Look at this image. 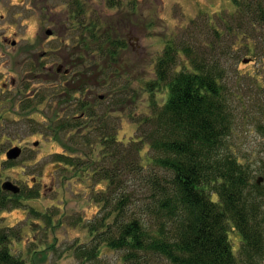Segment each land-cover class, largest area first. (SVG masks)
Here are the masks:
<instances>
[{
	"label": "rangeland",
	"instance_id": "rangeland-1",
	"mask_svg": "<svg viewBox=\"0 0 264 264\" xmlns=\"http://www.w3.org/2000/svg\"><path fill=\"white\" fill-rule=\"evenodd\" d=\"M69 1L0 0V187L11 180L21 188L17 198L6 191L0 227L18 232L11 248L25 264H127L123 250L111 248L90 230L104 216L101 230L113 220L98 201L107 181L96 184L85 164L76 169L58 161L62 152L82 154L75 134L87 127L64 129L59 123L79 115L80 110L71 111L85 98L99 112L109 108L119 116L108 119L116 121L119 139L130 140L137 133L135 118L151 113L152 96L165 99L161 87L149 84L158 79L157 63L172 42L180 50L178 69L191 67V55L225 68L224 80L240 110L229 143L264 184V54L246 46L244 33L242 39L235 34L233 0H136L134 8L128 0L116 8L105 0H81L87 23L100 13L96 41L69 19ZM107 32L127 41L116 60L96 50ZM262 33L257 29L254 35ZM186 46L194 49L192 54L182 50ZM247 58L251 60L245 62ZM59 64L71 73L59 75ZM38 92L45 97H37ZM16 145L22 147L21 155L8 159L7 151ZM100 147L95 142L94 158ZM230 237L237 252L241 234L234 228ZM94 246L96 257H88Z\"/></svg>",
	"mask_w": 264,
	"mask_h": 264
},
{
	"label": "trees",
	"instance_id": "trees-1",
	"mask_svg": "<svg viewBox=\"0 0 264 264\" xmlns=\"http://www.w3.org/2000/svg\"><path fill=\"white\" fill-rule=\"evenodd\" d=\"M105 2L109 8L126 3ZM128 2L136 7V0ZM233 2L235 34L242 39L244 33L246 46L264 54V33L254 35L257 29L264 30V0ZM69 9L96 41L100 13L87 23L81 0H70ZM219 15L225 21L224 14ZM97 46L103 57L116 60L127 41L107 32ZM182 50L190 55L194 49ZM179 51L168 42L157 63L158 79L149 84L151 89L155 84L161 87L165 99L160 102L152 96L151 113L135 118L137 133L130 140L119 139L116 121L108 119L119 116L109 108L99 112L96 104L81 98L71 111L80 114L59 126L87 127V132L75 134L83 155L62 152L58 161L67 168L81 169L85 164L96 184L107 181L98 201L104 202L113 220L101 230L104 216L90 230L111 248L123 250L127 264L163 259L171 264H264V184L254 179L251 163L240 160L229 143L240 110L224 80L225 68L191 55V67L178 69ZM95 142L101 147L94 158ZM6 191L0 187V209L9 199ZM19 195L21 191L13 194ZM233 227L242 237L237 252L230 237ZM17 235L11 227H0V264H25L12 252ZM95 247L88 257H96Z\"/></svg>",
	"mask_w": 264,
	"mask_h": 264
},
{
	"label": "water",
	"instance_id": "water-1",
	"mask_svg": "<svg viewBox=\"0 0 264 264\" xmlns=\"http://www.w3.org/2000/svg\"><path fill=\"white\" fill-rule=\"evenodd\" d=\"M250 60H251L250 58H247L245 60V62H248ZM57 70L58 71H62L63 70V65L62 64L58 65L57 66ZM66 71H68V70H66ZM37 143L38 142H36V144ZM21 153H22V147L16 145V146L11 147L7 151L6 154H7L8 159H16V158H18L21 155ZM262 181H263V177H259L258 178V182L261 183ZM2 188L4 190L11 191V192H13L15 194H17V193H19L21 191V188L17 184H15L13 181H11V180L4 181L2 183Z\"/></svg>",
	"mask_w": 264,
	"mask_h": 264
},
{
	"label": "flooded vegetation",
	"instance_id": "flooded-vegetation-1",
	"mask_svg": "<svg viewBox=\"0 0 264 264\" xmlns=\"http://www.w3.org/2000/svg\"><path fill=\"white\" fill-rule=\"evenodd\" d=\"M69 13H70V15H69L70 18H69V19L72 18V19L74 20L72 14H71L70 9H69ZM48 34H49V35H53L52 30H48ZM59 65H60V64H59ZM62 65H63V70H62V71H58V70H57L58 74H59V75H60V74H61V75H63V74H64V75H68V74H70V73H71V69H70V68H65V65H64V64H62ZM48 69H49V70H48V74H51V73H52L51 71H53V67H49ZM66 70H68V71H66ZM64 75H63V76H64ZM14 82H15V81L13 80L12 83L14 84ZM4 86H6V83L4 84ZM80 90H81V89L79 88L78 91H80Z\"/></svg>",
	"mask_w": 264,
	"mask_h": 264
}]
</instances>
